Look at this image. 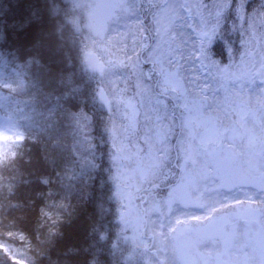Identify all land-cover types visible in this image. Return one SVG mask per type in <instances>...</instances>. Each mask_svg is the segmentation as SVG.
Segmentation results:
<instances>
[{
	"label": "snow or ice",
	"instance_id": "6c2138e0",
	"mask_svg": "<svg viewBox=\"0 0 264 264\" xmlns=\"http://www.w3.org/2000/svg\"><path fill=\"white\" fill-rule=\"evenodd\" d=\"M99 7L104 15L87 26L84 62L113 111L115 159L143 126L148 171L178 177L165 203L185 202L200 182L230 190L235 162L253 154L264 160V0H104ZM229 22L243 52L239 65L223 67L208 46ZM98 46L110 58L97 59ZM24 139L0 131V165L15 159ZM0 251L8 249L0 244Z\"/></svg>",
	"mask_w": 264,
	"mask_h": 264
},
{
	"label": "trees",
	"instance_id": "16d2710c",
	"mask_svg": "<svg viewBox=\"0 0 264 264\" xmlns=\"http://www.w3.org/2000/svg\"><path fill=\"white\" fill-rule=\"evenodd\" d=\"M72 17V0H0V64L25 81L12 93L23 103L25 139L0 165V244L8 249L0 264H136L126 259L118 222L99 75L84 62ZM217 36L211 56L226 64L227 44L239 52L241 37L228 26ZM81 115L90 117L93 136L88 169L78 146Z\"/></svg>",
	"mask_w": 264,
	"mask_h": 264
},
{
	"label": "rangeland",
	"instance_id": "374dc122",
	"mask_svg": "<svg viewBox=\"0 0 264 264\" xmlns=\"http://www.w3.org/2000/svg\"><path fill=\"white\" fill-rule=\"evenodd\" d=\"M86 2L87 0H84V2L81 0H72V3L75 6L76 10V17H72V22L76 21L79 24L80 30L78 32L84 36L85 47L87 45L88 24L91 23L94 19H101L105 11L102 7H99V5L104 3V0H91L89 4ZM228 29L231 32H235V30L231 28V22H229ZM217 37H215L212 43L208 46V52L210 56L212 54L210 48ZM239 42V45H241L242 40L240 39ZM237 47L238 46H233L229 43L227 44L226 50L229 56V60L226 64H221V66L227 67L229 65H239L243 47L239 49V52H236L235 48ZM95 52L100 58H110L108 53H106L99 46L96 48ZM238 55H240V57ZM235 57H238L236 61ZM211 58L213 59L212 56ZM144 65H146L144 70L145 73H147L151 68V65ZM233 71H236V69H233ZM94 81L98 84L97 93L99 97V89L100 87H102L101 79L98 76ZM24 84V79L21 78L16 70L10 69L9 71H6L0 66V131H4L10 135H25V131L20 120L23 103L22 101L14 98L12 94L16 87H23ZM121 87H123V85H121ZM253 104L255 105L256 102L253 101ZM113 107H115V105H113ZM105 117L107 118L104 121V128L107 130L109 144L108 148L110 153L109 160L111 159L110 165L113 167L112 174L115 180L114 186H116V188L118 189L117 193L119 201H117V205L120 204V206L117 208L118 222L120 225H122L120 226V231L121 233H124V236L122 235L123 241H127L130 249L129 255H126V259H128L130 262L141 264L139 258L140 256H144L147 260L142 261L143 264H160L158 260L159 258H162L164 261H166V264H171L169 262L171 260V257L167 256L166 254L168 252H171L172 248H176L180 244L181 240H183L182 235H184L186 230L182 232L181 230L179 231V228L177 227L178 223L176 211L174 209V213H171L172 209L170 208L169 210L170 205L165 203V199L163 200L162 197H160V194L162 193L159 191L158 195L160 197V200H156L153 197V199H150L148 203H146L145 209L147 213L148 224L147 226H145L146 223L143 219L142 209L140 208L138 203L139 200L135 199L134 201L132 199L133 192L131 185L133 174H136L146 180V182H137V185L135 186L137 190L144 187L146 183L148 186H152V184L165 186L166 184L175 181L176 177L163 179L158 175H152L148 171L151 164V161L149 159L150 147H147L144 140L143 126H141L140 134L134 135L130 138L129 141H126L128 147L124 153V156L120 161H117L115 159L116 148L114 147L112 137V127L114 120L113 111H109L108 115ZM78 119L80 120V123H78V127L79 131L81 132V138L78 141V146L82 149L81 151L83 153L81 155H84L81 158L82 166H84L85 169H88V167L93 166V161L91 160L92 158L89 152L93 147V136L88 128L90 117L81 115L78 117ZM236 119L238 120L239 117H236ZM256 123L257 127H259L262 122L257 119ZM135 137H138L139 141L141 142L135 143L137 146H135L134 144ZM234 164H236L233 165L235 171V180L237 179L236 171L239 169V167L241 165L247 167V171L245 169H239V171L242 172L240 173L239 178H242V180L241 183H238L239 181L236 182L235 186L246 184H248L249 186H247L246 191L244 188H239L242 192H239L238 197L227 199L225 198V196H222V188L219 187L218 181L198 183L188 189L189 195L193 202H197L198 198L210 199L212 204L215 201L218 204L216 209L219 208L221 210H223L221 205L227 202H230L228 204H238L241 206H243L242 203L249 202L248 207L250 208L243 209V211H238V216H241L248 226L244 241L248 239L247 242L249 246L254 249L248 250L251 258H256L259 255V257L262 258L264 262V213H257L256 209V205H262L263 208L261 209L264 212V160H262L258 154H253L250 156H246L245 158L235 162ZM258 165L261 166V172H258L259 170H257ZM253 168H255V170H253ZM232 189H234V187H232ZM134 195L135 198H137L138 193L136 192ZM241 197L245 198L242 199ZM249 198H253V200L250 201ZM135 202H137V204ZM176 205H179V203H175V206ZM234 215L236 214H233L232 216ZM227 218L230 219L228 216ZM217 219L218 218H215V220ZM165 226L170 229V231H167L165 235V240L168 242L166 248L164 245L158 248L156 242H154V245L151 247V240L149 238L150 234L157 232V234L162 236V232L160 230L165 229ZM210 228L207 232L211 230ZM144 230L146 231L145 235L143 234ZM133 237H135V240L132 239ZM241 237L239 233L238 243L241 241ZM147 247L155 250L156 254H154L153 252L150 253L146 249ZM176 253L177 252H175V254ZM237 253L238 256L235 255V257L240 256L239 252Z\"/></svg>",
	"mask_w": 264,
	"mask_h": 264
},
{
	"label": "flooded vegetation",
	"instance_id": "af4514ba",
	"mask_svg": "<svg viewBox=\"0 0 264 264\" xmlns=\"http://www.w3.org/2000/svg\"><path fill=\"white\" fill-rule=\"evenodd\" d=\"M134 140V144L141 143L138 137H135ZM237 143H239V141H237ZM146 145L147 147H150L149 143L147 142ZM135 146L137 145L135 144ZM225 147L228 148L230 146L225 145ZM239 168L247 170V167L244 165H241ZM257 169L259 172H261V166L258 165ZM240 173L242 172L238 169L236 171L237 179L235 180L236 182L239 181L238 183H241L242 180V178H239ZM132 178L135 180L134 174L132 175ZM177 179L178 177H176L175 181L170 182L165 186L158 187L162 190L160 197H162L163 200L165 199L164 201L168 199V194L172 187L176 184ZM141 181L145 182V179L142 178ZM153 185L154 189H157V185ZM247 186L249 185H236L234 186V189L231 188L230 190L222 188L221 195L225 196L227 199L238 197L239 192H242L239 188H244L246 191ZM148 188L149 187L145 186L139 190L132 189V198L134 197L133 200H139L138 203L140 204H143L149 200V196H151L152 199L154 197L156 200H160L158 193H152L151 195H148V193L151 192ZM147 191L149 192L147 193ZM136 192L138 193L137 198H135L134 195ZM241 198L243 199L245 197ZM249 199L250 201L253 200V198ZM184 200L185 202L183 203L179 200L174 201L179 203V205L174 206L179 210V215H177V227L179 228V231L181 230V232L185 230L186 231L184 235H182L183 240H181L180 244L176 248H172V251L166 254L167 256L171 257V260L169 261L171 264H264L263 259L260 258L259 255L256 258H251L248 250L254 249L249 246L247 242L248 239L244 241L248 226L243 218L238 216V211H243V209L250 208L248 207L249 202L242 203L243 206L238 204H228L230 202H227L221 205L223 209L221 210L219 208L216 209L218 204L215 201L212 204L210 199L198 198L197 202H193L190 198L189 190H187ZM135 203L137 204V202ZM200 205H203V207ZM258 205H256L257 213H264L261 209L263 208L262 205ZM171 207L172 204L169 206V210ZM186 210H190V212H185ZM233 214L236 215L232 216ZM227 216L230 219H228ZM194 217H200V219L197 220L194 219ZM215 218L218 219L215 220ZM209 228L211 230L207 232ZM160 231L162 232V236L157 233L150 234L149 238L151 240V247L154 245V242H156L158 248L162 245H164L166 248L168 242L165 240V235L167 231H170V229L165 226V229ZM239 233L240 237H242L241 241L238 243ZM149 247H147L148 251L150 253L154 252V250ZM236 251L239 252V257H235V255L238 256ZM175 252L177 253L175 254ZM159 262L164 264L165 261L160 259Z\"/></svg>",
	"mask_w": 264,
	"mask_h": 264
},
{
	"label": "water",
	"instance_id": "95a60500",
	"mask_svg": "<svg viewBox=\"0 0 264 264\" xmlns=\"http://www.w3.org/2000/svg\"><path fill=\"white\" fill-rule=\"evenodd\" d=\"M94 55L96 56L97 59H100L99 56H98L95 52H94ZM99 100H100V97H99ZM100 101H101V100H100ZM101 102H102V101H101ZM102 103H103V102H102ZM103 104H104V103H103ZM105 107H106V109H109L108 106L105 105Z\"/></svg>",
	"mask_w": 264,
	"mask_h": 264
}]
</instances>
